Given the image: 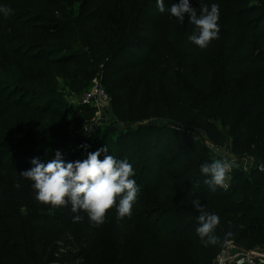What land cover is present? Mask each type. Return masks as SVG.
<instances>
[{"label":"trees","instance_id":"1","mask_svg":"<svg viewBox=\"0 0 264 264\" xmlns=\"http://www.w3.org/2000/svg\"><path fill=\"white\" fill-rule=\"evenodd\" d=\"M260 3L264 9V0ZM245 13H232L233 22L227 34L229 42L220 62L213 66L206 58L196 56L197 49L189 41L183 46L188 51L186 64L181 63L173 70H157L150 63V54L138 60L137 52L129 42L112 48L110 44L113 42L102 36L107 27L105 18L97 28H88L82 36L77 37L73 31L63 34L64 38L75 40L73 43L81 50H71L70 44H63L57 46L61 47L58 50L41 48L35 54L18 55L20 64L34 70L35 77L44 73L52 77L55 84L61 78L66 87L78 85V91L88 84L92 70L106 73L103 80L109 84L127 71L132 79L143 69L130 90L128 82L115 84L114 91L121 94L122 103H125L126 95L132 93L137 94L139 101L141 89L149 83L152 86L150 104L162 89L167 95L166 103L171 106L170 115L175 121L192 126L179 129V132L173 125L145 127L142 137L138 135L141 139L135 148L129 143L118 151V159L128 156L140 161L141 178L137 185L140 188L148 182L143 197L154 196L157 201L156 205H149L144 217L139 214L132 219L143 227L145 243L140 256H129L124 264H214L231 242L250 250L264 245V173L257 168L248 172L235 170L228 188L217 187L211 191L203 183L206 177L200 172L201 164L214 159L199 130H204L215 143H224L226 132L219 127L218 120L232 137L231 148L236 157L264 160V16L257 20L244 19ZM95 19L88 15L84 23L87 25ZM156 28L154 23L152 32ZM193 30L194 25L189 23L186 34L191 35ZM240 35L243 40L228 54ZM245 73L249 77L239 85ZM15 82L20 85L19 79L16 78ZM219 82L220 88L214 94ZM160 102L165 103L162 99ZM0 103L15 110L25 106L17 99L0 100ZM51 107V102L26 105L25 108L36 112L39 119L30 116L23 121L25 125L12 122L11 129H8L10 122H1L0 153L6 157L12 155L15 162L23 163L22 167L16 168L15 163L6 166L0 162L1 175L8 171L25 179L20 173L30 169L28 163L32 157L43 163L45 147L53 140L55 143L68 140L63 125L67 122L69 110ZM128 151H131L130 155H126ZM197 182L199 186H196ZM193 200H199L206 211L220 217L215 232L219 237L217 244L204 246L196 235L200 213L193 206ZM156 215L154 224L150 219ZM15 226L17 221L11 214L0 212V241ZM1 245L5 248L3 260L8 263L15 248L12 243L1 242Z\"/></svg>","mask_w":264,"mask_h":264},{"label":"rangeland","instance_id":"2","mask_svg":"<svg viewBox=\"0 0 264 264\" xmlns=\"http://www.w3.org/2000/svg\"><path fill=\"white\" fill-rule=\"evenodd\" d=\"M164 2L166 10L161 13L157 8V0H0V9H11L8 16L0 11V100L17 99L25 105L23 109L15 110L0 103V124L3 120H8L10 122L7 124L8 129H11L12 122L24 124L23 121L30 116L39 119L36 112L25 108L26 105H46L51 102V108L69 110L70 113L66 115L67 122L63 125L68 132V140L64 141L65 143H55L53 140L50 146L45 147L43 163L55 159L57 151L61 153L65 162L85 160L88 152H95L102 147L107 148L108 155L118 159V151L124 144H134L135 148L145 127L173 125L174 130L178 132L179 129L191 128L188 123L175 121L170 115L171 106L166 103L167 95L162 89L159 90L160 96L154 97L150 104L152 86L149 83L141 89L139 101L136 99L137 94L132 93L127 94L125 103H122L121 94L114 91L115 84L128 82L130 90L144 72L143 69H140L132 79H129L130 71H127L118 80L109 84H105L103 80L106 73L99 69L92 70L88 84L78 91L76 89L78 85L66 87L61 78H58L59 83L55 84L53 78L44 73H38L35 77L34 70L22 66L18 60V55H28V52L35 54L41 48L58 50L61 47L57 46L63 44H70L71 50H81L73 43L75 40L66 39L63 34H70L73 31L77 37L82 36L88 28H97L105 18L107 27L104 28L102 36L113 42L110 44L112 48L129 42L136 50L135 56L138 60H143L149 53L150 63L157 70L176 69L179 64H186L188 51L183 46L189 42L186 28L190 17L185 14L184 21L181 22L171 15L169 11L171 4L178 3L179 0ZM189 2L197 9L198 14L202 4L209 5V8L213 3L219 5V39L212 40L205 49L195 46L196 56L206 58L212 66L220 62L219 59L229 42L227 34L233 22V12H246L244 19L257 20L264 16L261 0H189ZM88 15H93L97 19L85 25L84 20ZM154 23L157 24V28L152 32ZM242 40L243 36L240 35L231 45L228 54L233 52ZM248 77L249 75L245 73L243 79L239 80V85ZM16 78L20 80V85L15 82ZM94 84L102 85L109 91L111 102L105 111L99 112L81 104L82 96ZM219 86L220 82L214 94L218 92ZM33 88H39L37 89L39 93ZM29 90L32 93H29ZM161 99L166 104L160 102ZM217 123L226 132V138L224 143L216 144L228 150L232 146V137L219 120ZM199 131L204 143L211 140L204 130ZM190 134L194 135L192 131ZM209 151L212 155V151L210 149ZM130 153L131 151H128L126 155ZM103 155L102 153L99 157L101 160ZM126 159L136 173L130 179H135L138 184L141 178L140 161L132 160V157L128 156ZM30 161L28 168L33 167ZM0 162L6 166L15 163L16 168L23 166L22 161L15 162L12 155L6 157L1 153ZM17 183L19 187H16ZM31 185L32 181L17 178L8 171L6 174H0L2 204L0 212L11 214L17 221V226L0 241V264H124L129 256H140L145 243L144 229L132 219L139 214H141L139 217H144L149 205L154 206L157 203L154 196L149 199L143 197L149 187L148 182H144L139 188L130 218L118 220L113 207L107 211L106 221L98 227L92 225L86 212L73 213L70 204L67 207L53 208L51 205L38 202ZM76 216H80L81 219L75 220ZM156 217L157 215L151 217L150 222L156 224ZM1 242L12 243L15 248V252L9 256L8 263L3 260L5 248ZM228 246L224 250H227ZM259 248L264 249V245ZM252 251L255 252V249ZM256 251L260 256H264V250Z\"/></svg>","mask_w":264,"mask_h":264},{"label":"clouds","instance_id":"3","mask_svg":"<svg viewBox=\"0 0 264 264\" xmlns=\"http://www.w3.org/2000/svg\"><path fill=\"white\" fill-rule=\"evenodd\" d=\"M157 8L161 13L165 12L164 0H157ZM0 11L5 16L11 14L9 8ZM169 11L181 22L184 21L185 14L189 15V23L195 27L188 40L198 48L205 49L212 40L219 39L218 4L213 3L210 8L209 5L202 4L198 14L189 0H179L178 3L171 4ZM102 153L104 155L101 160L99 157ZM107 153V148L102 147L95 152H88L85 160L65 162L57 151L55 159L47 163L33 158L30 161L33 167L20 173V176L32 181L31 186L38 202L53 208L67 207L70 204L73 213L86 212L92 225L98 227L106 221V213L113 207L118 220L130 218L139 192L136 180L130 179L136 174L132 164L126 158L117 159ZM230 167L226 160L221 159L201 164L200 172L206 177L203 183L211 191H215L217 187L226 188L225 177ZM19 186L17 183L16 187ZM196 186H199V182ZM192 204L200 213L197 217L199 226L195 229L196 235L204 246L217 244L219 237L215 232L220 217L206 211L199 200H193ZM74 219L80 220L81 217L76 216Z\"/></svg>","mask_w":264,"mask_h":264},{"label":"built area","instance_id":"4","mask_svg":"<svg viewBox=\"0 0 264 264\" xmlns=\"http://www.w3.org/2000/svg\"><path fill=\"white\" fill-rule=\"evenodd\" d=\"M111 102V96L108 91L105 89L104 86L99 84L92 85L82 96L81 104L83 106H88L98 110L99 112L105 111ZM207 147L212 151V156L216 155L214 159H221L226 160L230 164V171L226 172L225 181L227 187H229L232 178L233 172L235 170H243L248 172L251 170L250 167L246 165V161L248 162L250 159L253 161H257L256 167L259 171H264V162L258 161L255 158L245 157V158H238L234 154L232 148L230 147L228 150L222 149L218 146L213 140H209L205 142ZM231 243H229L228 249L231 247ZM227 249V250H228ZM233 248L232 250H234ZM224 250L214 261V264H228L232 258L234 257L232 251L228 252ZM236 250V249H235ZM237 251V256L242 258L245 264H264V256H260L258 253L253 251L252 254H246L243 252Z\"/></svg>","mask_w":264,"mask_h":264},{"label":"crops","instance_id":"5","mask_svg":"<svg viewBox=\"0 0 264 264\" xmlns=\"http://www.w3.org/2000/svg\"><path fill=\"white\" fill-rule=\"evenodd\" d=\"M245 163L248 167H250L251 169H254L256 167L257 161H253L250 159L248 162L246 161ZM256 250H264V249L259 248V247L256 248L255 253L256 252L258 253V251H256ZM232 253H233L234 257L232 258V260L228 264H245L244 260L242 258H240L239 256H237V254H236L237 251L235 249L232 250Z\"/></svg>","mask_w":264,"mask_h":264},{"label":"water","instance_id":"6","mask_svg":"<svg viewBox=\"0 0 264 264\" xmlns=\"http://www.w3.org/2000/svg\"><path fill=\"white\" fill-rule=\"evenodd\" d=\"M233 248H235L236 250H238L240 252L246 253V254H252L253 253L252 250L247 249V248H245L243 246H240V245H238V244H236L234 242H232L231 247L227 251L231 252Z\"/></svg>","mask_w":264,"mask_h":264}]
</instances>
